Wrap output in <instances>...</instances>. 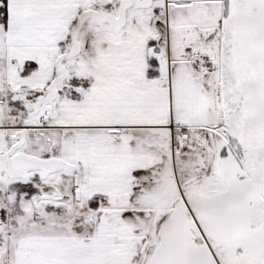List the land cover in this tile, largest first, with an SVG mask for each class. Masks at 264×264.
Here are the masks:
<instances>
[{
	"label": "snow or ice",
	"instance_id": "snow-or-ice-1",
	"mask_svg": "<svg viewBox=\"0 0 264 264\" xmlns=\"http://www.w3.org/2000/svg\"><path fill=\"white\" fill-rule=\"evenodd\" d=\"M0 264H264V0H0Z\"/></svg>",
	"mask_w": 264,
	"mask_h": 264
}]
</instances>
